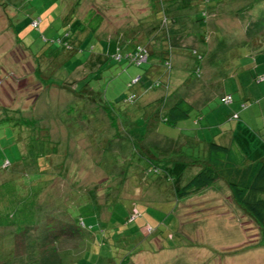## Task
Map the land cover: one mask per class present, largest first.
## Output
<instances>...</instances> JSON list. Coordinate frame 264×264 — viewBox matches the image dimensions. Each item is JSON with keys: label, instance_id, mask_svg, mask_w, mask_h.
I'll use <instances>...</instances> for the list:
<instances>
[{"label": "rangeland", "instance_id": "1", "mask_svg": "<svg viewBox=\"0 0 264 264\" xmlns=\"http://www.w3.org/2000/svg\"><path fill=\"white\" fill-rule=\"evenodd\" d=\"M75 1L0 0V264H264V233L224 180L177 197L199 165L167 170L152 162L170 155L160 147L170 140L186 159L200 160L206 141L222 142L212 136L219 122L241 101L255 102L246 96L253 92L263 112L240 116L251 122V150H261L264 81L249 70L264 72V55L251 49L264 39V0L218 4L206 17V38L196 23H180L187 47L207 52L196 58L183 49L169 73L159 55L139 65L117 47L139 22L158 28L150 0H78L68 23ZM88 9L103 17L95 32L82 29ZM219 38L225 44L217 48ZM176 71L180 90L192 96L197 88L200 97L183 121L187 130L162 120L170 104L163 96H142L165 91L150 88L153 80L169 78L174 88ZM225 90L229 103L220 99ZM131 92L135 98L124 101ZM183 133L200 139L189 143Z\"/></svg>", "mask_w": 264, "mask_h": 264}, {"label": "trees", "instance_id": "2", "mask_svg": "<svg viewBox=\"0 0 264 264\" xmlns=\"http://www.w3.org/2000/svg\"><path fill=\"white\" fill-rule=\"evenodd\" d=\"M168 1L172 2L173 0H168ZM225 1L226 0H215L214 2H211V0H189L188 1L189 3L188 7H190L189 9H193L195 7L196 9L193 10L192 12L186 11L187 13L181 16L182 20L178 22L176 14L175 15L167 14V12H165L163 0H150L151 8L156 9V12L155 11L154 12L157 15V22H158L157 30L161 31L163 35L167 34L169 47L168 49H166L164 54L159 55V61L167 67L168 73H169V69H171L172 67L171 58L170 56H168L169 50L171 49V45H170L171 40H169V38L178 37L176 35H179L181 33V29H182L180 27L181 24L178 25V23H182L183 21L188 22V24L196 23L197 26H199V32L204 38H206L207 25L209 21L206 18L207 15L208 14L213 15V13H215V8L217 7V5ZM260 1L261 0H247L248 3L247 7L253 6L254 4L259 3ZM78 3L79 1L76 0L74 6L71 9V12H69L70 15L64 16L66 22L68 23L71 22L72 14L74 13L75 6ZM102 18H103L102 14L100 12L96 11L95 9H88L85 17L83 18L82 29L85 28L84 30H87V32L97 31L102 21ZM260 29L261 28H259L258 30L260 31ZM142 30L140 36L144 37L146 31L145 30L142 31ZM259 31H255L254 33L251 34L250 37H246V39H248L249 42L252 41V38H254ZM137 34L135 32L134 34L129 35V33L124 32V35L129 36L131 39L129 40V37H127L128 40L127 39L120 40V37H117V47L118 49H124L125 57L127 60H129L126 54L134 50L136 46L141 45L147 51L148 54L147 60H148L154 54V52L151 51V49L149 48L146 42L143 43L135 42L137 36L140 37ZM69 36H70V31L63 36V39H66ZM77 40H80V38H78ZM218 41H219L218 42L219 46H217V48L222 47L225 44L224 39L222 38H219ZM186 48L189 54L196 58H202L203 53L207 52V51L204 52L205 49H203L204 51H198L196 48H189V47ZM251 49L252 52L255 51V53L258 52L264 55V39H260L259 45H257L255 48L251 46ZM210 52H214V50L213 51L211 50ZM104 55L107 56L105 59L110 58L109 53H106ZM122 56L123 55L120 54L119 57L122 58ZM141 63L138 64L140 65ZM199 71L200 68L199 69L197 68L196 74H199ZM249 71L254 81L255 80L257 82L264 81V77H263L264 72L258 73V71H256V73H254L252 70ZM36 72L40 73L41 70L37 68ZM139 78L140 75L134 76L133 81L131 82L132 83L137 82ZM85 79H83L82 81H85ZM43 81H45L46 83L45 79H43ZM132 83H130V85ZM85 84L87 87L89 85L88 81H86ZM162 84L165 88L168 84V79L166 80V82L165 81L162 82L160 80H153L152 85H150V88L154 89L155 87L160 86ZM76 85L77 84H75L74 88L77 87ZM86 87H83V90L88 94V98L91 97V100L93 101L95 99L94 94H92L94 91L91 88H86ZM225 94H230L232 97L231 101L233 100V96L231 92L223 93L220 96V99ZM164 95H163L162 103L165 102V105L167 106V103L169 102L168 97L170 96V94H167L166 92ZM135 96L136 94L134 92H131L124 95L123 100L132 101L135 98ZM221 101L223 100L221 99ZM244 105H246V103L243 101L242 106ZM194 106H195L194 103L191 102L189 99H187L185 96H178L175 100H172V102H170L166 112L162 114L163 115L162 120L168 125L174 126L178 123V121L189 118ZM25 121L30 123L32 120L30 118H25ZM168 153L172 155L171 152ZM193 157L195 160L198 159L197 164L199 165V169L193 175H191V177H189V179L186 180L185 183L175 188L176 196L184 197L206 186H210L217 179L224 180V182L228 186V190L230 191L231 199L243 209V211L248 215V217L253 222H255L257 226L261 229V231L264 233V154L254 159H248V157L245 154L238 152L235 149V147H233L232 145L223 144L215 139H211L206 141L205 153L202 156V158H200L199 160V158H197L196 156ZM170 161L172 160L166 155L156 159L152 158V162L156 166L162 165V167L164 168L166 167L167 170L171 169L168 168V165L171 163ZM175 162L184 164V166H187V164H189L187 160L183 162H179V161H175ZM155 169L157 170V167H155ZM166 172L170 175L168 171ZM79 224L81 225V223ZM123 260L121 261V263H123Z\"/></svg>", "mask_w": 264, "mask_h": 264}, {"label": "crops", "instance_id": "3", "mask_svg": "<svg viewBox=\"0 0 264 264\" xmlns=\"http://www.w3.org/2000/svg\"><path fill=\"white\" fill-rule=\"evenodd\" d=\"M189 0H173L172 2H169L167 4H165L164 6V10L165 12H167V14H176L177 15V21L180 22L182 19L181 16H183L184 14H186L188 11V9L190 7H188L189 3H188ZM151 7V6H150ZM173 12V13H172ZM151 14V13H149ZM178 25H180V23H178ZM138 29L136 30V34L140 36V33L139 30L143 29L145 30H149L148 32H146V34H144L145 36H140V39H142L143 41H145L147 43V45L149 46V48L151 49L152 52H154L155 55H161V54H164V52L166 51V49H168V39H167V34L166 35H163V33L157 29L154 28V25L152 24H149L148 26L145 25V28L142 27L140 25V22L138 23ZM142 30V31H143ZM148 35V36H147ZM178 37H173V38H169V40H171L170 42V45H171V49L169 50V54L168 56H170L171 58V61H172V65H175L177 63H179V61L181 60L180 57H181V51H183V49H187V42L184 40V37L183 35H176ZM139 40V38H137ZM135 40V42H140L141 41L139 40ZM142 41V42H143ZM187 52V51H186ZM159 57V56H158ZM161 63V62H160ZM184 64V61L181 62V65ZM161 65H163L161 63ZM165 66V65H163ZM166 67V66H165ZM167 68V67H166ZM254 68V66H253ZM170 71V69H169ZM176 73H180L181 72H175L174 73V79H175V74ZM256 73V72H254ZM181 75H179L180 77ZM183 77V76H182ZM252 78V77H251ZM168 79V84L167 86L164 88L165 91L162 93L158 90H154V91H147L145 93H147L148 95L144 94L142 96H144V99H146V101H151V100H155L161 96H163L166 92L167 94H170V96L168 97L169 98V102H172V100H175L178 96H185L187 99H189L191 102H193L195 104V102H198L199 101V96L195 97V94H196V89L194 90V94H187V92H183L182 90H180L179 86L182 85L184 83V80H179V82L175 79H173V85H174V88H169V85H170V79ZM255 82H257L255 80ZM260 82H258L259 84ZM167 88V89H166ZM202 91L199 90V92ZM227 92V90L223 91L221 93V95L223 93ZM252 92V91H251ZM264 94V93H263ZM165 96V95H164ZM248 98H251V99H255V102H249V103H246V105L244 106H241L240 110L241 109H245L244 113L247 111V110H252V111H262L263 110V106L261 105V100H260V97H258V94L257 93H252V94H248L246 95ZM244 96V97H246ZM245 99V98H244ZM244 101V100H243ZM241 101V103L243 102ZM162 102V101H161ZM168 102V103H169ZM259 102V103H257ZM240 110L237 111V110H233L232 112L228 113V116H227V119L224 121H221L219 122V127L216 128L215 132L212 133V136L214 137H217V139H221V143L223 144H228V145H232L233 147H235V149L238 151V152H241L243 154H245L248 159H254V158H257L259 156H257L258 154H261L263 155L264 154V139L260 140V143H259V146H261V150H251L252 148V144H251V137H247L245 134L246 133H249L251 134V132H249L248 130H251V122L249 123L247 121V119L245 120H242L241 119V116H240ZM263 112V111H262ZM243 113V114H244ZM199 117L200 116H196L193 120L194 123H198L199 122ZM184 120H180L178 121V124H182L181 126V129L182 130H187L188 127L191 126V124H188V123H184L183 122ZM249 121H252V117ZM223 122V123H222ZM245 124V125H243ZM249 124V125H248ZM174 125V126H176ZM263 125H264V122H263ZM172 126V125H170ZM182 132L180 131V134L181 135ZM185 139H187V141L189 143H193L195 144V142H198V140L200 139L197 135V133H183ZM205 147L206 148V142H205ZM162 147V149L164 150L165 153L167 152H172L175 151L177 152L179 155H167L172 161H170L171 163L168 165V168H172L174 166V163H177L175 161H179V162H183V161H186L189 162L190 164L193 163V164H197V160H195L193 158V156L190 157V159H186L185 156L182 155V149L181 148H178L176 147V145L174 144V140H170L166 145H162L160 146ZM253 151V152H252ZM186 155V153H185Z\"/></svg>", "mask_w": 264, "mask_h": 264}, {"label": "built area", "instance_id": "4", "mask_svg": "<svg viewBox=\"0 0 264 264\" xmlns=\"http://www.w3.org/2000/svg\"><path fill=\"white\" fill-rule=\"evenodd\" d=\"M34 22H36V21H34ZM119 56H120V54H119ZM126 56L130 61H133L136 64L141 63V62L147 60V58H148L147 57L148 56L147 51L141 45L136 46V48H134V50H132L131 52H128L126 54ZM221 99L225 102H229V101H231L232 97L230 94H225L221 97Z\"/></svg>", "mask_w": 264, "mask_h": 264}]
</instances>
